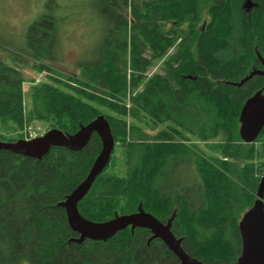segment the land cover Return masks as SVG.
I'll return each instance as SVG.
<instances>
[{"label":"trees","instance_id":"trees-1","mask_svg":"<svg viewBox=\"0 0 264 264\" xmlns=\"http://www.w3.org/2000/svg\"><path fill=\"white\" fill-rule=\"evenodd\" d=\"M240 2L96 0L108 19L106 32L98 55L78 63L73 75L51 65L62 56L52 52L57 17L38 16L26 48L0 55V138L12 141L9 134L32 120L75 133L105 115L115 141L123 142L124 167H106L79 202L80 213L103 222L136 212L140 203L159 220L175 211V231L191 256L235 263L242 249L239 222L257 199L262 172L257 175L253 160L264 165V145L243 143L239 134L241 109L264 77L235 85L255 64L254 50L264 51V5L249 20ZM204 13L210 18L203 21ZM29 61L49 74L32 86L26 111L23 66ZM150 127L159 130L153 137L144 134ZM220 136L225 143L207 145L226 157L213 158L216 164L200 148L201 156L188 161L192 152L178 141ZM101 146L94 134L80 151L52 147L42 159L0 150V264H181L160 240L148 245L144 228L132 233L128 227L107 241H69L79 235L59 203L87 176ZM179 162L174 182L170 173ZM179 179L182 188L175 186Z\"/></svg>","mask_w":264,"mask_h":264},{"label":"water","instance_id":"water-1","mask_svg":"<svg viewBox=\"0 0 264 264\" xmlns=\"http://www.w3.org/2000/svg\"><path fill=\"white\" fill-rule=\"evenodd\" d=\"M250 1V0H249ZM256 74H264V70L254 69L236 86H242ZM239 133L245 143L254 142L264 128V86L249 97L243 105L240 117ZM97 133L102 141L100 153L95 158L87 176L68 194L59 205L66 210L68 223L78 237L69 241L83 243L86 240L107 241L118 232L130 227L132 233L136 228H147L153 237L160 238L177 256L181 264H206L189 255L182 246V238H177L171 230L172 220L164 224L152 213L147 212L142 203L138 210L129 214L115 213L114 217L97 222L84 217L78 204L88 194L96 178L105 170L111 161L115 148V138L110 122L105 115H99L85 125H81L75 133H66L59 128H52L43 135L31 139L3 141L0 138V150H9L26 157L42 159L52 147H65L72 151L82 150ZM242 239V251L233 264H264V168L257 188V199L239 222Z\"/></svg>","mask_w":264,"mask_h":264},{"label":"rangeland","instance_id":"rangeland-1","mask_svg":"<svg viewBox=\"0 0 264 264\" xmlns=\"http://www.w3.org/2000/svg\"><path fill=\"white\" fill-rule=\"evenodd\" d=\"M42 14L57 17L58 34L56 41L58 45L56 42L52 52L62 56L51 61V65H53L59 73L64 75L79 74L80 69L78 63L92 60L98 55L99 45L106 32L108 19L96 8V0H0V44L5 47L4 50L0 48V55H7L9 50L17 51L26 48V36L31 23ZM127 16L128 20L132 22L133 19L129 8L127 9ZM207 18H210L209 14L204 13L202 20L204 21ZM172 51L168 52V54ZM33 64V61H29L28 65L23 66L25 73L23 89L26 111L32 107V86L46 80L47 74H49L48 71H36L32 68ZM159 67L160 63L150 70L148 77L156 71H159ZM52 128L55 127H51L49 122L32 120L31 123H25L22 128L18 131L11 132L9 135L10 138L13 139L12 141L21 138L31 139V137L42 135ZM158 131V129L150 127L144 130V134L153 137ZM220 138L221 139L217 140L209 139L207 143H202L193 137L196 142V148L203 150L202 153L207 154L210 161L214 164H216V162L213 158L226 160V157L222 158L221 153L216 151L213 147L220 142H226L224 137L220 136ZM212 143L213 146L210 148L207 147L208 144ZM251 144L261 148V145H264V133L260 134L257 140ZM116 146L117 150L113 152V157H111V161L108 165L110 169L122 172L125 163L123 142L118 141ZM198 155L201 156L200 153H198ZM253 162L257 165L256 171L257 175H259L261 170L263 172L264 165L261 166V159L255 158Z\"/></svg>","mask_w":264,"mask_h":264},{"label":"flooded vegetation","instance_id":"flooded-vegetation-1","mask_svg":"<svg viewBox=\"0 0 264 264\" xmlns=\"http://www.w3.org/2000/svg\"><path fill=\"white\" fill-rule=\"evenodd\" d=\"M263 5H264V0H241V2H240V10L242 11V13L243 14H246L247 15V18L249 19V20H251L252 19V12H253V10H256V9H262L263 8ZM264 49V48H263ZM255 54H256V58H255V64L252 66V68H251V70L249 71V73L247 74V76L250 74V72L251 71H253L254 69H258V70H264V51L262 50V49H260V48H256L255 50ZM254 76H262V77H264V74H256V75H254ZM253 76V77H254ZM246 77V76H245ZM245 77H243V78H245ZM252 77V78H253ZM242 78V79H243ZM241 79V80H242ZM240 80V81H241ZM250 80V79H249ZM239 81V82H240ZM264 86V85H263ZM263 86H261V88L263 87ZM260 88V89H261ZM259 89V90H260ZM258 91V90H257ZM256 91V92H257ZM255 92V93H256ZM94 134H97V133H94ZM93 134V135H94ZM92 135V136H93ZM98 135V134H97ZM99 136V135H98ZM260 136V135H259ZM178 141H180L181 143H183L185 146V148L187 149V150H189L190 152H192L191 154H190V156H189V158H187V160L188 161H191V162H193V160H195V159H197V157H198V148H196V142L194 141V139H193V137H191V138H189V139H186V140H182L181 139V137H178ZM101 143H102V141H101ZM116 145H115V148H114V151L113 152H115V150H116ZM101 148H102V146H101ZM196 148V149H195ZM100 151H101V149H100ZM100 153V152H99ZM98 153V154H99ZM112 157H113V154H112ZM184 162H187V161H184ZM178 167H177V172L174 170V171H172L170 174L172 175V177H171V179L174 181V179L176 178L175 176L176 175H179L180 173H179V169H180V167H181V165H180V162L178 163V165H177ZM181 169H183V167L181 168ZM181 175V174H180ZM176 180V179H175ZM183 180H184V178H183ZM183 180L182 179H179V183H175V186H176V188H182V185H180L181 184V181L183 182ZM175 182V181H174ZM191 184L188 182L187 183V186H190ZM177 209V208H176ZM176 209H174V210H176ZM174 216V218H173V220H172V224H171V230H172V232L174 233V235L177 237V238H182L183 240H182V246H183V241H184V236L183 235H180L179 233L181 232L180 230H178L177 232L175 231V229H176V212L174 211L167 219H165V220H160V221H162L164 224H166L169 220H170V218L171 217H173ZM144 229H146V231H147V234H146V236H147V239H148V241H147V243H148V245H149V243L151 242V241H156V240H160L161 242H163L160 238H155V237H153V232L151 231V230H149V229H147V228H144ZM164 243V242H163ZM165 244V243H164ZM166 245V244H165ZM167 246V245H166ZM183 248H184V246H183ZM185 249V248H184ZM186 251V250H185ZM241 251H242V249H241ZM187 252V251H186ZM188 253V252H187ZM189 254V253H188ZM241 254V253H240ZM190 255V254H189ZM240 256V255H239ZM238 259V258H237Z\"/></svg>","mask_w":264,"mask_h":264}]
</instances>
